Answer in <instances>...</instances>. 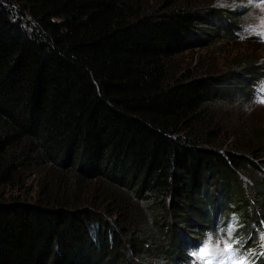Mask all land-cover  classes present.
Masks as SVG:
<instances>
[{"label": "trees", "instance_id": "obj_1", "mask_svg": "<svg viewBox=\"0 0 264 264\" xmlns=\"http://www.w3.org/2000/svg\"><path fill=\"white\" fill-rule=\"evenodd\" d=\"M239 11L0 0V188L33 164L70 183L63 201L0 199V264H188L193 235L233 210L241 252L264 261V124L233 133L245 153L215 141L231 125L216 112L256 88L264 61L246 56L228 78L171 72L205 35L235 41ZM79 181L95 187L75 203Z\"/></svg>", "mask_w": 264, "mask_h": 264}, {"label": "rangeland", "instance_id": "obj_2", "mask_svg": "<svg viewBox=\"0 0 264 264\" xmlns=\"http://www.w3.org/2000/svg\"><path fill=\"white\" fill-rule=\"evenodd\" d=\"M180 2L188 4L190 7L197 5L199 9L207 10L208 8H213L212 5L214 0H180ZM227 2L234 3V0H227ZM144 3L151 9L158 8L161 5V0H144ZM234 6L237 11H239V8L244 10L246 15L254 11V4H246V0L245 2H238ZM229 9L231 10V8ZM245 16H241L242 24ZM219 36L221 38L205 35V37L209 38L204 40L205 43L197 42L190 49L176 56L171 63V72H173L175 76L190 72L197 76H225V78H228L238 75L239 67L237 63L241 62L246 56L255 58L258 63L264 61V44L259 43L258 37H249L248 39L242 40L238 36L235 41H227L226 37H223L225 36L223 32ZM262 78H264V75L261 76L260 81ZM259 83L256 84V88L259 87ZM249 85L251 86L252 82H250ZM239 88H241V86ZM256 88L252 91L251 87H249L248 92L246 88H243L242 93L238 92L232 97L234 103L231 102L229 105H226V107L218 109V113L216 112V119H223V122L231 124L229 129L230 132H224L215 139L218 144H224L223 149H233L232 144L236 137V134H233L234 132L240 130L249 132L256 125L264 124V106L257 105L254 102ZM218 103L224 105L222 102ZM211 126L215 127L214 123H211ZM237 152L245 153V147H242V149ZM53 170L54 168H45L33 164L25 169L26 177L23 178L24 182L17 183L15 186L8 184L0 188V199L12 200L16 198L29 202L41 200L42 202L49 203L52 201L53 196H56L60 201H63L64 196H67L66 190L70 187V183L67 182L68 176L67 174L59 173V170L55 172ZM242 180L246 183L247 191L253 194L256 190L255 186L251 185L244 177ZM79 182H81V186L76 182L74 183L77 185L80 192L76 193L75 196H69V200L71 199V201L75 203L83 202L87 199L89 200V198H91V192H93L95 187V184H92L90 181ZM90 185L92 188L89 187ZM50 188L52 189L50 190ZM97 191L98 190L95 192ZM94 194L98 196L97 193ZM236 212L237 211L233 210L230 217ZM142 214L145 215L143 211ZM143 219H145V216H143ZM219 224L220 223L210 225L209 228H204L205 233L212 232L216 234V228ZM205 233L203 232L200 236H197V234L193 236L194 238L197 237L205 241ZM235 247L238 246L236 245ZM187 261L189 264L192 262L190 257L187 258ZM159 262L160 264H168L165 259ZM228 264H230V262Z\"/></svg>", "mask_w": 264, "mask_h": 264}, {"label": "clouds", "instance_id": "obj_3", "mask_svg": "<svg viewBox=\"0 0 264 264\" xmlns=\"http://www.w3.org/2000/svg\"><path fill=\"white\" fill-rule=\"evenodd\" d=\"M238 2H245V0H234V3H228L227 0H214L213 7L215 8H231L235 11L236 5ZM254 4V11L248 13L243 18L242 31L237 32V35L242 39H248L249 37H258L259 43L264 44V0H246V4ZM254 102L257 105L264 106V78L261 79L259 87L256 88V95L254 97ZM264 220H260V224L263 226ZM220 225V224H219ZM224 226V225H223ZM218 228L216 234L212 232L205 233V242L204 244L211 243L212 246H219L221 250L225 247V242L232 245V248L229 252L221 251V258L218 261V264H256V261L252 259L256 255V249H249L247 252H241L243 244L241 243L240 236V223L239 216L235 213L231 215V218L226 222L225 227ZM239 230L238 232H236ZM240 236L234 237V234ZM203 233H201L202 235ZM200 236V235H199ZM197 238V237H196ZM197 247L200 243L199 238H197ZM260 244H261V254H264V232L260 233ZM239 245V247H235ZM196 247V248H197ZM189 249L188 256L194 257L193 261L190 264H199V249ZM196 249V250H194ZM226 254V255H223ZM189 264V263H188Z\"/></svg>", "mask_w": 264, "mask_h": 264}, {"label": "snow or ice", "instance_id": "obj_4", "mask_svg": "<svg viewBox=\"0 0 264 264\" xmlns=\"http://www.w3.org/2000/svg\"><path fill=\"white\" fill-rule=\"evenodd\" d=\"M231 248H232V245L228 244L227 241L225 242V247L223 250H221L219 246L213 247L211 243H208V244H204V246L200 248L199 256H204L207 254L215 255V253L221 252V251L230 253Z\"/></svg>", "mask_w": 264, "mask_h": 264}]
</instances>
